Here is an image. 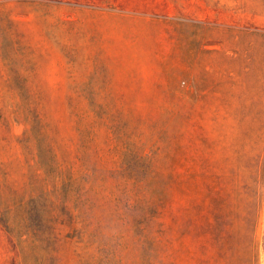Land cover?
Segmentation results:
<instances>
[{"label": "rangeland", "instance_id": "1", "mask_svg": "<svg viewBox=\"0 0 264 264\" xmlns=\"http://www.w3.org/2000/svg\"><path fill=\"white\" fill-rule=\"evenodd\" d=\"M252 23L264 0H0V264H248L251 236L264 264Z\"/></svg>", "mask_w": 264, "mask_h": 264}, {"label": "trees", "instance_id": "2", "mask_svg": "<svg viewBox=\"0 0 264 264\" xmlns=\"http://www.w3.org/2000/svg\"><path fill=\"white\" fill-rule=\"evenodd\" d=\"M232 23L233 25H235V27L238 25V22L236 21V18L232 19ZM229 30L231 31H235L234 27H230ZM238 35L239 37H242L243 35H250L251 37L254 38V40L250 43L251 48L249 49V58L251 60L250 65L247 67V69L249 70H253V67H255V65H257V58H260L262 56V60H260L261 63V68L259 70H264V25L261 24H255L252 23L251 25L246 26L245 28H239L238 30ZM221 41H219L218 43H212L209 45H221ZM257 49H262V52L260 53V55L258 54L259 52L257 51ZM206 51L210 52L212 51V49H207ZM214 51H217V49H214ZM235 53H237L238 55H243V52H241L240 50H235ZM261 59V58H260ZM263 114H264V108H263ZM264 171V162L262 164V168ZM249 247L247 250V255H248V264H258L259 261V253L257 251V247H256V240L253 236L249 237Z\"/></svg>", "mask_w": 264, "mask_h": 264}]
</instances>
